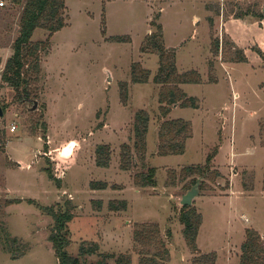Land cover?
<instances>
[{"label":"rangeland","instance_id":"rangeland-1","mask_svg":"<svg viewBox=\"0 0 264 264\" xmlns=\"http://www.w3.org/2000/svg\"><path fill=\"white\" fill-rule=\"evenodd\" d=\"M66 3V26L53 34L38 28L32 37L50 38V45L41 51L40 77L30 78V97L2 78L24 5L6 0L0 6V264H59L50 240L54 219L30 199L63 208L72 201L67 250L85 264H115L122 254L139 264L144 254L163 251L159 241L168 248L167 264H194L201 253H216L214 264H240L248 229L264 242V0ZM159 25L178 70L202 75L200 83L180 84L198 108L178 104L162 115L163 84L154 80L159 53L149 43ZM136 63L150 71L147 82L133 80ZM140 109L151 117L147 156L143 163L135 154L136 164L126 170L122 146L134 149ZM178 118L192 124L186 150L160 155V127ZM99 144L112 147L110 167L97 165ZM214 151L207 175L183 171L205 167ZM150 167L157 168V185H138L135 175ZM92 181L109 186L94 189ZM197 183L193 205L203 223L194 252L180 213L183 196ZM113 200H126L127 207L113 210ZM144 225L154 229L153 245L135 238ZM84 242L99 243V252L82 255ZM104 253L115 256L103 261Z\"/></svg>","mask_w":264,"mask_h":264},{"label":"trees","instance_id":"trees-1","mask_svg":"<svg viewBox=\"0 0 264 264\" xmlns=\"http://www.w3.org/2000/svg\"><path fill=\"white\" fill-rule=\"evenodd\" d=\"M15 3H22L24 10L21 18L20 35L14 42V53L7 60L5 68L2 72V78L16 89L18 94H24L30 97L31 93L28 89L31 83V77L39 78L41 71V51L48 49L50 45V38L44 41L34 42L32 40L36 29L44 28L51 32V34L60 31L66 26V10L67 0H12ZM160 34H154L150 37L151 44L157 48L159 53L160 65L158 73L154 80L156 83L163 84L160 91L159 101L161 103L162 115L167 116L171 110V106L181 105L182 107L198 108V99L194 96H189L181 88L183 83H200L202 75L196 70L180 72L176 64V56L170 53L163 43V30ZM216 50H219L218 41L216 42ZM1 66V62H0ZM33 73L34 75H31ZM133 80L135 82H147L150 78V71L143 68L136 63L133 69ZM123 96L126 99L128 90L126 83L123 84ZM150 114L145 109H140L136 113L134 124L135 141L133 147L125 143L122 146L121 153V168L129 170L135 163V156H139L142 162L146 160L147 156V136L150 127ZM192 135V124L188 120L167 119L165 120L159 131L160 139V155H178L184 153L186 150V141ZM45 136V135H44ZM46 148L49 147L47 144ZM136 154V155H135ZM217 155V151L209 154L205 167L189 166L183 171H189L202 175H207V170L211 165L212 160ZM112 161V147L109 144H99L96 148V162L97 165L103 167H110ZM49 177L56 180L58 186L62 185V180L57 177L50 167L46 168ZM156 167H150L147 172H139L135 175V180L141 186H156ZM91 186L94 189L108 188L107 181H92ZM30 201L46 213L50 214L54 219L53 228L50 234V240L53 243L56 256L59 264H85L81 256L70 254L67 247L71 244L69 223L74 218L73 203L67 201V207L63 208L58 205H43L34 199ZM113 210H120L127 207V201L113 200L108 204ZM180 220L184 224V236L188 246L194 251L199 252L198 236L200 228L203 223V214L194 205H183ZM149 226L144 225L141 229L135 232V238L139 242H148L152 240L153 230H148ZM157 228H159L157 226ZM156 231V230H155ZM17 240L16 238L14 239ZM154 242L150 243L153 245ZM161 243L163 251H155L151 255H143L140 258L139 264H167L169 251L164 241ZM100 250L99 243H93L87 246L84 242L80 246V253L86 255L89 253H97ZM242 256L240 264H264V242L260 233L254 229L247 230V237L242 245ZM149 253H152L149 251ZM103 261L108 257H114V254H103ZM115 264H132L131 258L127 255L115 256ZM216 253L200 254L194 257V264H214L216 261ZM163 260V261H162Z\"/></svg>","mask_w":264,"mask_h":264},{"label":"water","instance_id":"water-1","mask_svg":"<svg viewBox=\"0 0 264 264\" xmlns=\"http://www.w3.org/2000/svg\"><path fill=\"white\" fill-rule=\"evenodd\" d=\"M3 115H4V112L2 108L0 107V117ZM199 192H200L199 183H197L195 186H193V188L190 191H188V193H186L183 196L182 204L183 205H193L194 199L197 197Z\"/></svg>","mask_w":264,"mask_h":264},{"label":"built area","instance_id":"built-area-1","mask_svg":"<svg viewBox=\"0 0 264 264\" xmlns=\"http://www.w3.org/2000/svg\"><path fill=\"white\" fill-rule=\"evenodd\" d=\"M6 5V0H1L0 1V6H5ZM13 128H17V126L14 125Z\"/></svg>","mask_w":264,"mask_h":264}]
</instances>
